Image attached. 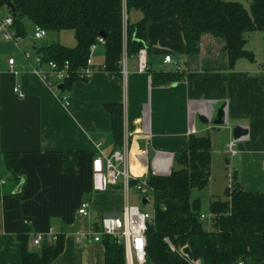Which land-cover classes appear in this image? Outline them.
Wrapping results in <instances>:
<instances>
[{"label":"crops","instance_id":"0c3cea01","mask_svg":"<svg viewBox=\"0 0 264 264\" xmlns=\"http://www.w3.org/2000/svg\"><path fill=\"white\" fill-rule=\"evenodd\" d=\"M122 1L125 22L128 16L130 23L138 21L141 16L134 12L127 15ZM224 1L247 8L251 0ZM6 16L7 12L0 20ZM25 22L24 34L15 45L0 37V264H20L16 237L26 230L29 251H37L41 245H32L36 235L43 236L47 244L52 243L48 234L61 239L62 251L50 264H104L101 239L78 243L77 238L100 217L121 212L123 205L117 213H98L99 206L93 204L91 162L122 150L124 138L130 169L137 168L133 157L146 151V175L131 169L136 177H157L150 168L155 158L171 156L172 169L174 154L189 139L205 138L210 168L221 166L226 171L225 191L235 184L245 192H264V40L260 32L246 35L244 49L251 59L240 58L229 67L221 39L203 33L198 50L189 54L176 19L151 23L141 48L146 51L144 73L136 71L135 56H127L124 79H115L101 69L89 79L65 86L67 82L55 91L32 71L35 64L21 56L48 45H38V39L28 37ZM165 56L170 57L168 63L163 61ZM9 59L13 60L12 69ZM92 61L102 67L101 48ZM61 97L66 98V104ZM223 104V126L198 120L213 119ZM107 105L120 107L119 143L113 136ZM235 127L244 128L247 135L236 141L237 154L229 158L226 146L233 141ZM73 153L74 172L63 173L61 155ZM83 202L88 203L85 217L77 214Z\"/></svg>","mask_w":264,"mask_h":264},{"label":"trees","instance_id":"16d2710c","mask_svg":"<svg viewBox=\"0 0 264 264\" xmlns=\"http://www.w3.org/2000/svg\"><path fill=\"white\" fill-rule=\"evenodd\" d=\"M9 5L10 8H6ZM127 15L141 18L123 28L122 0H0V11L12 17L17 37L24 34L23 20L47 33L71 31L76 45L67 48L57 44L36 49L44 61H68L71 79L65 86L81 81L80 71L87 59L89 46L103 33L102 69L115 79L120 78L119 60L123 52L136 56L144 47L148 24L176 19L185 48L189 54L198 50L199 37L208 33L224 43L228 66L240 58L251 59L245 51L246 35L260 32L264 40V0H251L248 9L237 2L224 0H124ZM112 118L116 143L120 141L121 111L107 105ZM69 155V158L67 157ZM16 157V155H13ZM170 174L162 178L149 177L153 190L154 219L146 232L145 254L151 264H187L169 251L163 239L176 248H189L192 259L199 264H236L242 261H264V192H245L235 184L225 191V201L209 203L212 231L202 229L198 202L190 200L192 189H202L209 181L210 153L205 138H191L174 154ZM12 165H9L11 169ZM75 154L61 155V171L73 173ZM134 182H130L133 185ZM16 237L20 245V264H50L62 251L61 239L51 244L45 238L37 251L27 249L28 233ZM104 264H125L122 245L108 236L101 237Z\"/></svg>","mask_w":264,"mask_h":264},{"label":"built area","instance_id":"2783aa9c","mask_svg":"<svg viewBox=\"0 0 264 264\" xmlns=\"http://www.w3.org/2000/svg\"><path fill=\"white\" fill-rule=\"evenodd\" d=\"M126 17L123 12V28L126 25ZM12 17L7 15L0 20V37L12 44H16L18 37L12 27ZM45 36V31L39 27L34 28V39H42ZM125 34L123 32V52L119 60L120 76L122 79L126 76L125 63ZM104 41L102 37L97 36L95 41L89 46L87 59L84 67L78 71L79 77L82 80L89 79L90 76L102 67L93 63V57L98 50L103 46ZM23 59L32 61L35 66L32 71L39 76V78L45 83L48 88H52L58 91V86L70 81L72 73L70 64L68 61L62 63H56L54 61H44L40 55L35 52L30 55L27 52L22 53ZM135 68L138 73H144L147 70L146 63V51L140 49L136 56ZM169 56L164 57V63H168ZM9 68L13 67V60L7 61ZM13 91L19 98L23 95L17 88ZM61 102L66 104V98L61 97ZM236 141H231L226 146V155L229 158L236 156V150L234 149ZM122 150L114 151L109 156H98L91 162V189L93 192H105L109 187H115L120 182L121 190L123 192V206L120 214L116 216H102L97 222L91 225L87 232L78 234L77 241H90L99 242L102 236H108L113 239L117 244L122 245L124 250V262L125 264H146L147 258L145 254L146 246V232L150 224H152L154 215H150L145 212L141 206H133L128 203V189L132 186L140 196V202L144 199L146 203L150 201L148 195L153 196V190L148 184L145 178H140L130 173L129 165V149L126 138L123 140ZM159 154L156 156L158 157ZM134 162L137 164V172L141 170L142 175H146L147 167L149 163L146 158V151H140L138 155L133 157ZM172 157L166 156L163 159L155 158L150 162V168L152 174L159 178H165L171 171ZM130 182H134L130 185ZM88 203L83 202L80 204L77 214L80 216H88ZM212 215L208 218L199 216V220L212 219ZM48 240L54 241L55 236L48 234ZM43 236L36 235L32 240V245L38 247L42 241ZM163 242L167 245L170 252L176 254L183 259L187 264H199L198 262L189 260L183 253L181 248H176L167 238L163 239ZM236 264H244L242 261H238Z\"/></svg>","mask_w":264,"mask_h":264},{"label":"rangeland","instance_id":"374dc122","mask_svg":"<svg viewBox=\"0 0 264 264\" xmlns=\"http://www.w3.org/2000/svg\"><path fill=\"white\" fill-rule=\"evenodd\" d=\"M248 6L249 4H247V8L245 9H248ZM4 11L6 12V10L0 11V17L5 16ZM25 26H26V35L28 37L32 36L33 38L34 28L29 25L28 21L25 22ZM35 43L38 45H40V43L57 44V45L64 46L67 48H72L76 45L75 38L73 34L71 33V31H60L57 33L45 32V37L42 38L41 40H36ZM40 46L34 48V53L36 52V49L39 48ZM27 53H29L30 55L34 54L33 50L32 52H27ZM150 157L151 156H149V158ZM215 167L214 169L212 167L210 168L211 183L208 182L204 188L200 190L192 189L190 192V200L198 202L199 207H198L197 213L206 218H208L209 216L208 215L209 214V206H208L209 201L214 202V201H225L226 200L225 189H226V181L228 180V178H225L226 171L222 169L221 166L218 169H216ZM172 169L174 170L178 169V166L174 163L172 165ZM165 178H163V180ZM145 179L148 180L149 176L145 177ZM116 185H117L116 187H109L108 190L105 192H93L94 194H96V196L94 195L95 199L93 201V204L99 206L98 213L113 214V213H117L120 210V205L121 206L123 205V192L121 191L120 183H117ZM117 188H119L120 192L118 191ZM211 194H212V197H211ZM148 198L150 199V201L142 207L138 192H136L132 186H129L128 203L133 206H141L145 212H147L150 215H154L153 196L148 195ZM211 222L212 221L210 219L201 220L202 229L205 231H212L213 227H212ZM149 264L151 263L149 262Z\"/></svg>","mask_w":264,"mask_h":264},{"label":"water","instance_id":"95a60500","mask_svg":"<svg viewBox=\"0 0 264 264\" xmlns=\"http://www.w3.org/2000/svg\"><path fill=\"white\" fill-rule=\"evenodd\" d=\"M6 8H10L9 5L6 6ZM99 37H103L104 34L103 33H99L98 35ZM224 107H225V104L223 105H220L218 106L216 112H215V116L213 119H210V120H206L205 118H201V117H198V120H200V122L204 123V124H209V125H212V126H223L225 124L224 122ZM247 135V132L244 128H240V127H235L232 129V138L234 141H237L241 138H244L246 137ZM146 204V201L143 199L141 201V206L143 207L144 205ZM182 253L189 259V260H192V254L189 250L188 247H184L182 249Z\"/></svg>","mask_w":264,"mask_h":264},{"label":"bare ground","instance_id":"6f19581e","mask_svg":"<svg viewBox=\"0 0 264 264\" xmlns=\"http://www.w3.org/2000/svg\"><path fill=\"white\" fill-rule=\"evenodd\" d=\"M131 169H132L133 171H136V169H137V168L135 169V167H134V166H132V167H131Z\"/></svg>","mask_w":264,"mask_h":264}]
</instances>
